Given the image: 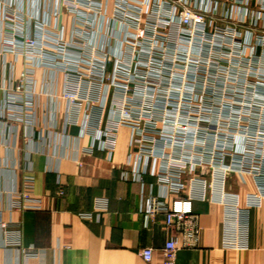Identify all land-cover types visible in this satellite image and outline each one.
<instances>
[{"label": "crops", "instance_id": "0c3cea01", "mask_svg": "<svg viewBox=\"0 0 264 264\" xmlns=\"http://www.w3.org/2000/svg\"><path fill=\"white\" fill-rule=\"evenodd\" d=\"M209 1L218 16L264 14L262 0ZM114 9L110 0L102 14L112 16ZM8 11L23 15L24 32L60 37L68 61H77L85 46L100 45L105 29L100 18L80 40L77 15L64 0H0V264H165L162 249L171 230L163 215L148 222L144 212L146 198L162 188L151 175L143 181L121 177L132 152L131 128L119 127L111 154L84 132L86 112L76 122L62 95L63 69L28 63L4 20ZM110 111L108 100L104 121ZM29 180L36 201L11 208V193ZM262 187L248 172L208 167L189 177L180 195L193 199L199 238L195 246L180 247L171 264H264ZM2 221L20 225L19 249L5 245ZM147 247L153 248L151 261L142 255ZM21 249L31 250L30 256Z\"/></svg>", "mask_w": 264, "mask_h": 264}, {"label": "built area", "instance_id": "2783aa9c", "mask_svg": "<svg viewBox=\"0 0 264 264\" xmlns=\"http://www.w3.org/2000/svg\"><path fill=\"white\" fill-rule=\"evenodd\" d=\"M64 1L77 15V39H85L93 22H105L103 42L85 46L77 61L65 58L60 37L24 32L22 14L8 11L4 20L19 37L28 63L63 69L62 95L69 110L76 122L86 112L80 125L102 141L103 149L111 154L119 127L131 128L132 152L121 177H156L162 192L146 198L144 212L148 222L163 215L171 230L162 249L164 263L171 264L180 247L195 246L199 238L193 199L180 195L189 177L209 167L252 173L264 185V105H198L190 99L192 92L198 91L196 96L208 90L207 79L220 78L222 61L264 62V14L218 16L215 1L209 0H114V14L107 16L103 14L110 0ZM46 50L56 57L47 56ZM243 73L253 76L250 70ZM257 75L264 77V70ZM234 76L238 75L228 74ZM164 85L166 93L160 91ZM259 89L264 92V87ZM108 100L111 111L104 121ZM31 181L11 193V208L36 201ZM1 229L5 245L19 249L20 225L2 221ZM21 250L30 256L31 250ZM142 255L151 261L153 248L143 249Z\"/></svg>", "mask_w": 264, "mask_h": 264}, {"label": "rangeland", "instance_id": "374dc122", "mask_svg": "<svg viewBox=\"0 0 264 264\" xmlns=\"http://www.w3.org/2000/svg\"><path fill=\"white\" fill-rule=\"evenodd\" d=\"M220 65L223 67L220 70V78L215 79L214 75L207 79L210 83L208 90L196 96H194V93H198V91L192 92L190 95L191 101H196L195 103L198 105H264V92H259V88L264 87V84L258 82L259 80L264 81V77L257 75L260 70H264V62L261 60L255 62L245 61L242 64L240 61L236 63L222 61ZM247 70L253 73L251 78L242 76L245 75L243 72H247ZM229 73L238 76L231 79L228 77ZM160 91L166 93V85ZM165 93L162 94L165 95ZM175 98L177 99V97Z\"/></svg>", "mask_w": 264, "mask_h": 264}]
</instances>
